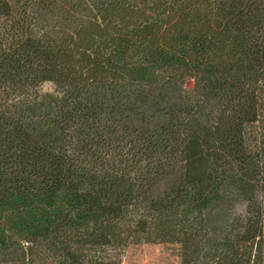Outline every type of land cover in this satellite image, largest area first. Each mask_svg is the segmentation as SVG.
Returning a JSON list of instances; mask_svg holds the SVG:
<instances>
[{"label":"trees","instance_id":"trees-1","mask_svg":"<svg viewBox=\"0 0 264 264\" xmlns=\"http://www.w3.org/2000/svg\"><path fill=\"white\" fill-rule=\"evenodd\" d=\"M263 198L264 0H0V264H264Z\"/></svg>","mask_w":264,"mask_h":264},{"label":"rangeland","instance_id":"rangeland-1","mask_svg":"<svg viewBox=\"0 0 264 264\" xmlns=\"http://www.w3.org/2000/svg\"><path fill=\"white\" fill-rule=\"evenodd\" d=\"M188 86L193 87V82L188 80ZM43 91H52L54 85L46 82L42 85ZM264 199V198H263ZM226 211L232 213V216L245 215L246 204L236 202L228 205ZM122 264H180L177 250L174 246L161 243H145L130 247L123 257Z\"/></svg>","mask_w":264,"mask_h":264}]
</instances>
